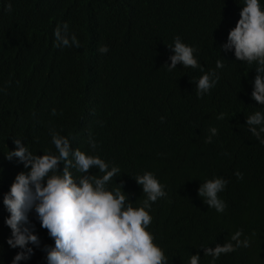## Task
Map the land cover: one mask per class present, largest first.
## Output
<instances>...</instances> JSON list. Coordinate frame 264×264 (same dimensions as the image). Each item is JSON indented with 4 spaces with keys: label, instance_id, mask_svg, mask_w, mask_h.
Here are the masks:
<instances>
[{
    "label": "clouds",
    "instance_id": "obj_1",
    "mask_svg": "<svg viewBox=\"0 0 264 264\" xmlns=\"http://www.w3.org/2000/svg\"><path fill=\"white\" fill-rule=\"evenodd\" d=\"M122 6L117 3L98 16V22L104 19L101 25L97 22L96 38L102 43L86 60L78 94L61 98L65 110L60 115L55 108L51 110L53 122L41 131L47 141L43 155L33 153L20 139H14L15 149L5 155L9 161L15 157L21 163L0 173V264H172L155 240L153 223L156 233L169 237L152 220V204L173 193L175 212L186 208L192 197L183 191L192 190L194 185L204 203L223 213L226 203L219 196L228 186L229 170L238 164L232 159L240 161L241 141L264 149V112L259 110L247 115L241 126L245 135L231 144L225 140L224 128L213 127L200 133L191 120L176 129L167 120L166 125L154 124L157 114L140 126L138 119L128 125L122 123L115 115V97L129 100L128 86H147L152 88L149 98L166 101L184 95L186 82L198 69L202 75L194 81L197 98L210 93L220 79L215 70L203 71L200 46L179 36L166 39L162 45L159 64L166 71L164 75L133 71L130 76L126 66L133 59L139 60L140 54L135 40L129 38L112 53L104 43L117 44L114 35L119 24L130 17V10ZM5 10L12 11L11 3ZM52 36L43 51L53 46ZM139 39L137 31V42ZM53 40L56 47H77L70 51L81 46L76 35L69 33L66 22L57 25ZM34 46L32 53L38 55ZM221 49L234 50L237 61L256 65L251 97L264 106V9L260 0H244L239 19ZM110 63L115 66L108 73ZM224 66L222 60L216 61V69ZM41 71L57 73L55 57L45 60ZM169 79L174 80L172 85L162 87L161 83ZM235 92L225 88L229 108L223 111L213 112L198 100L189 113L215 124L233 119L243 106ZM38 107L46 110L50 105ZM108 118L116 125L118 142L127 137L135 155L111 159H107L109 155L101 156L99 141L112 134L102 129ZM139 128L143 131L138 132ZM143 148L149 153H141ZM181 158L190 164L185 166ZM253 164L252 173L264 167V152L255 157ZM235 175L243 178L238 171ZM138 197L142 199L138 201ZM159 219L175 233L187 231L180 215L174 213L173 224L167 223L165 214ZM215 221L218 224L220 220ZM203 229L202 225L175 243L180 264H224L223 255L241 247H245V254L232 264H264V259L247 256L250 240H241L242 229L235 232L227 226L223 230L233 232L230 241L212 247L201 244ZM263 230L259 226L255 233L260 235Z\"/></svg>",
    "mask_w": 264,
    "mask_h": 264
},
{
    "label": "trees",
    "instance_id": "obj_2",
    "mask_svg": "<svg viewBox=\"0 0 264 264\" xmlns=\"http://www.w3.org/2000/svg\"><path fill=\"white\" fill-rule=\"evenodd\" d=\"M9 3L12 5L11 12L5 10ZM117 3H123L122 8L130 10V17L119 24L114 35L117 44L104 43L109 47L108 53H112L119 50L129 38L135 40V48L140 54L139 60L133 59L126 66L130 76L133 71L164 75L166 71L159 64L162 45L166 43V39L168 41L179 36L195 41L202 51L203 71L215 70L220 77L210 93L204 94L202 98H197L194 83L202 75L200 69L186 82L184 95L166 101L149 98V90L152 88L148 89L147 86H128L126 89L130 101L119 100V95L115 97V115L123 124L128 125L138 119L140 126L148 122L153 114H157L154 124L166 125L167 120L175 129L182 122L191 120L196 132L200 133L213 127L224 128L227 132L225 140L231 144L235 138L245 135L241 126L247 115L257 110L264 112V106L251 97L256 65L237 61L234 50L225 52L221 49V45L227 42L229 30L235 27L239 19L244 0H0V167L3 166L0 173L8 172L14 164L21 163L15 157L11 161L5 157L10 150L15 149L14 139H20L33 153L43 155V151L47 149V141L41 134L42 128L53 122L50 115L53 108L57 115L65 110L62 97L78 94L86 60L94 47L102 43V40L96 38L98 16L105 15L106 10ZM260 4L264 9V0H260ZM65 22L69 26V33H74L80 41L81 46L77 50H69L77 48L74 46H55L54 30L58 24ZM103 22L104 19H101L98 23L101 25ZM137 31L140 37L138 42ZM51 36L53 46L50 45L43 51L47 43H51ZM33 45L34 52L39 53L38 55L32 53ZM54 57L57 73L53 71L45 74L41 71L43 62L52 61ZM218 59L223 61V69H216ZM113 66L114 63H110L108 73ZM173 82V79H169L163 81L161 86L167 89ZM225 88L236 90V97L243 101V106L234 114L235 118L215 124L198 114L189 113L198 100L213 112L229 108L224 95ZM41 104L50 107L41 110L38 107ZM161 117L164 119L161 120ZM115 128V123L108 118L102 129L112 134L110 137L103 136L99 141L97 149L101 156L109 155L107 159H111L135 155L136 150L128 144L127 137L118 142ZM142 131L139 128L138 132ZM253 144L256 143L242 140L240 161L232 159L238 164L233 170H229L231 176L228 186L219 196L226 203L223 213H218L204 203L194 185L192 190L183 191L186 196L192 197L186 208L181 207L175 212L174 204L177 202L173 193H167L161 201L152 204V220L169 237L163 238L156 233L153 223L155 240L164 250L168 262L181 263L176 260L181 256L177 253L175 243L202 225L204 229L201 244L212 247L218 243H226L230 241L232 231L242 229L241 240H250L247 256L259 261L264 259V230L260 235L255 233L259 226L264 228V167H258L255 173L251 172L255 157L262 154L264 149ZM137 147L140 145L137 144ZM141 153H149V150L143 148ZM181 160L185 166L190 164L187 159ZM237 171L242 173V179L235 175ZM138 195L144 197L141 193ZM141 199L138 197L137 200ZM251 211L252 215L249 214ZM174 213L183 218L187 229L185 233H175L159 219L165 214L167 223L173 224ZM215 218L220 220L218 224ZM227 226L232 231L223 230ZM244 249L245 247H241L224 254V264H232L241 259L245 254Z\"/></svg>",
    "mask_w": 264,
    "mask_h": 264
}]
</instances>
